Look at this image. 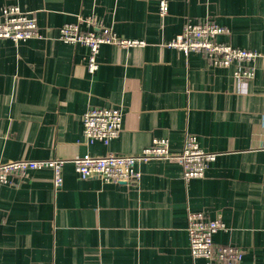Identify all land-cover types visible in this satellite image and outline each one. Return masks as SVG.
<instances>
[{
	"label": "crops",
	"instance_id": "obj_1",
	"mask_svg": "<svg viewBox=\"0 0 264 264\" xmlns=\"http://www.w3.org/2000/svg\"><path fill=\"white\" fill-rule=\"evenodd\" d=\"M159 3L0 0L31 12L43 36L0 40V163L134 156L155 139L180 154L188 134L218 154L188 183L179 163L152 160L137 165L138 182L81 180L67 163L59 189L50 169L1 185L0 264H208L191 255L189 212L220 218L214 241L239 248L241 264H264V0H168L163 23ZM79 17L145 46L102 44L90 73L88 48L59 39ZM206 20L226 29L218 42L263 55L253 79L167 47L188 21ZM93 107L123 111L108 146L84 140Z\"/></svg>",
	"mask_w": 264,
	"mask_h": 264
},
{
	"label": "built area",
	"instance_id": "obj_2",
	"mask_svg": "<svg viewBox=\"0 0 264 264\" xmlns=\"http://www.w3.org/2000/svg\"><path fill=\"white\" fill-rule=\"evenodd\" d=\"M169 14L168 0H160L159 17L162 21ZM93 17H79L75 23H67L60 29L59 39L69 45H83L89 50L88 70L94 73L99 68L97 56L102 44H113L123 48L145 46L144 42L117 37L114 32L96 23ZM85 24L88 29L82 28ZM94 27V28H93ZM227 31L215 22L188 21L182 33L167 43V47L185 54L204 53L211 64L218 68H233L234 77L240 81L254 78V63L263 57L257 51L234 48L230 44L220 43L217 38ZM41 29L36 17L16 5H5L0 9V40H12L15 43L32 39H41ZM121 108H97L87 110L83 119V136L87 144L101 143L108 146L119 137L123 127ZM217 153L204 151L196 136L188 134L180 154L172 153L166 139H155L151 145L134 156L110 153L106 156L75 157L71 160H18L0 163V186L13 185L31 171L50 169L54 175V186L63 185V168L67 163L74 165L79 179L87 180L99 177L107 182H138L141 174L137 170L139 162L152 160L174 161L183 167L185 182L204 177L209 165L217 158ZM220 218L213 219L204 212L188 213V233L190 251L194 259L204 258L208 264H241L243 252L233 246H218L215 235L225 230Z\"/></svg>",
	"mask_w": 264,
	"mask_h": 264
}]
</instances>
